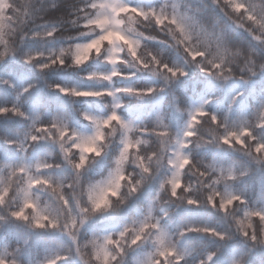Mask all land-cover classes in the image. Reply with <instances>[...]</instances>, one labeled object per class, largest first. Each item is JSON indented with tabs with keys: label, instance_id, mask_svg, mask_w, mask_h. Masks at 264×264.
I'll return each instance as SVG.
<instances>
[{
	"label": "clouds",
	"instance_id": "obj_1",
	"mask_svg": "<svg viewBox=\"0 0 264 264\" xmlns=\"http://www.w3.org/2000/svg\"><path fill=\"white\" fill-rule=\"evenodd\" d=\"M0 264H264V0H0Z\"/></svg>",
	"mask_w": 264,
	"mask_h": 264
},
{
	"label": "snow or ice",
	"instance_id": "obj_2",
	"mask_svg": "<svg viewBox=\"0 0 264 264\" xmlns=\"http://www.w3.org/2000/svg\"><path fill=\"white\" fill-rule=\"evenodd\" d=\"M21 215H22V213H21Z\"/></svg>",
	"mask_w": 264,
	"mask_h": 264
}]
</instances>
